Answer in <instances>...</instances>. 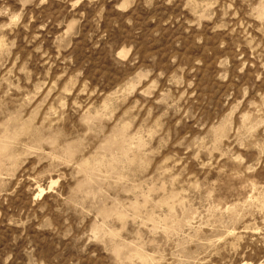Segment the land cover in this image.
<instances>
[{
	"label": "rangeland",
	"instance_id": "obj_1",
	"mask_svg": "<svg viewBox=\"0 0 264 264\" xmlns=\"http://www.w3.org/2000/svg\"><path fill=\"white\" fill-rule=\"evenodd\" d=\"M0 264H264V0H0Z\"/></svg>",
	"mask_w": 264,
	"mask_h": 264
},
{
	"label": "bare ground",
	"instance_id": "obj_2",
	"mask_svg": "<svg viewBox=\"0 0 264 264\" xmlns=\"http://www.w3.org/2000/svg\"><path fill=\"white\" fill-rule=\"evenodd\" d=\"M43 193H44V190H43V189H41V190H40V194H43Z\"/></svg>",
	"mask_w": 264,
	"mask_h": 264
}]
</instances>
